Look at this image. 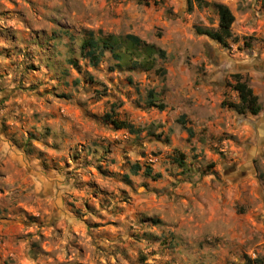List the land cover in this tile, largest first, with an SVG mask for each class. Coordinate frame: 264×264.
I'll use <instances>...</instances> for the list:
<instances>
[{
	"label": "clouds",
	"instance_id": "1",
	"mask_svg": "<svg viewBox=\"0 0 264 264\" xmlns=\"http://www.w3.org/2000/svg\"><path fill=\"white\" fill-rule=\"evenodd\" d=\"M0 264H264V0H0Z\"/></svg>",
	"mask_w": 264,
	"mask_h": 264
}]
</instances>
